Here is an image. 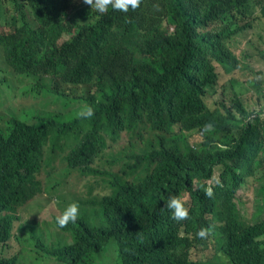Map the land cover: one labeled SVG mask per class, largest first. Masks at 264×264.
Here are the masks:
<instances>
[{
	"label": "trees",
	"instance_id": "1",
	"mask_svg": "<svg viewBox=\"0 0 264 264\" xmlns=\"http://www.w3.org/2000/svg\"><path fill=\"white\" fill-rule=\"evenodd\" d=\"M79 2L0 0V82L10 81L2 72L35 75L31 89L39 95L30 107L41 112L31 122L0 116V246L13 236L17 209L42 193L41 167L67 148L65 168L86 181L87 196L75 193L67 202L54 194L61 176L44 188L53 191L54 205L65 204L55 218L74 202L79 216L66 228L56 224L69 236L58 247L42 241L34 219L23 221L17 238L29 229L37 254L58 264H101L112 240L116 264H264V196L250 223L235 201L250 180L264 188V94L254 81L244 95L218 93L216 70L231 75L240 59L252 60L247 48L235 51L237 37L252 7L264 15V2L142 0L135 11L109 7L103 14L79 10ZM62 35L68 38L58 44ZM259 55L264 63V51ZM60 80L95 87V96L81 98L93 117L77 118ZM18 90L1 88L2 102ZM49 94L59 100L56 111ZM242 100L257 107L249 110ZM124 132L129 144L114 150ZM170 195L185 202L190 219L177 222L161 211ZM201 227L212 229L206 240L196 235ZM208 241L212 259L192 260V249ZM0 264H19L18 255L0 256Z\"/></svg>",
	"mask_w": 264,
	"mask_h": 264
},
{
	"label": "rangeland",
	"instance_id": "2",
	"mask_svg": "<svg viewBox=\"0 0 264 264\" xmlns=\"http://www.w3.org/2000/svg\"><path fill=\"white\" fill-rule=\"evenodd\" d=\"M79 1L80 2L77 6L79 10H89L88 7L90 6L84 4L83 0ZM258 9L259 7L257 5L252 7L251 10H254V12L251 16L244 20L245 23L251 24V28H247L240 36L237 37V41L239 40L240 42L239 45H236L235 49V51H240L242 47L247 48V50L253 54L252 60L240 59L237 65L239 69L231 75L223 74L220 67L216 68L219 75L218 93H220L222 88H225V92L234 91L244 95L248 92V84L254 81L259 85L258 90L264 94V65L263 58L259 55V52L264 51V41L258 38V35H260L259 30L262 28L260 24L264 21V18L260 17ZM0 31H2V29H0ZM67 38L68 36L62 35L57 40V43L60 44ZM1 77H5L10 81L5 83L0 82V89L3 88L13 90L14 84V86L19 90L5 103L2 102V97L0 96V116L3 117V119L8 120L10 115H19L17 118L20 120L31 122L33 116L41 113L40 110L30 107L34 102L32 96L37 97L39 95V92L35 89H31V87L36 85L37 77L35 75H31L28 78L18 77L12 76L8 73L5 74L3 72L1 73ZM231 79L235 80L232 87L229 86ZM43 80H46L45 77ZM60 88H63L66 94L72 95L71 87L61 86ZM20 91L27 92L28 95L21 94ZM79 92L80 91L78 89L77 93ZM49 95L51 96H49L50 103L56 111L60 107L59 100L56 99L54 95ZM225 101L227 105L230 106V99ZM242 101L249 110L253 106L257 107L256 105L248 103V100ZM77 105H79V103L74 104V106ZM175 130L177 131V129ZM147 138H149V134H143L141 138L142 142H144ZM129 141L130 137L128 134L126 132L122 133L119 141L114 146V150L125 147L129 144ZM142 142H138V144L141 145ZM66 151L67 148L56 153L50 164L48 166L43 165L41 167V171L36 175V178L41 182L42 193L36 196L32 202H28L24 206L17 209V214L19 215L20 220L14 224L12 231L13 236L7 245L5 247L0 246L1 257L8 259L17 254L19 264H58L51 257H48L41 252H38L39 254H37L33 250L31 240L29 239V236L26 235V233L30 231L29 229H26L22 234V238L19 239L17 238V235L20 236L21 234L17 231L19 225L23 221L26 220L22 223L23 226H26L30 220L32 221L34 219L38 224L36 233H40L42 241L46 245L50 247H58L61 246L63 242L69 241V236L58 230L55 222V216L62 210L65 204L63 203L60 207L54 205L51 202L52 198L49 200V193H53V191L49 190V188L47 192H43L44 188L48 186L53 179L61 176V187L56 189L54 194L58 196H66L67 202L69 200L68 197L75 193L87 196L86 181L80 179L76 172H68L65 168L63 157L66 155ZM102 166H106V164L102 165L98 162L94 164V167ZM218 173V171L215 172L213 179L209 181L210 183H213L214 180L217 179ZM263 196L264 188L260 189L259 185L252 180H250L245 187L241 188L237 192L235 201L243 221L246 223L252 222L251 217L258 211L257 206L261 205L260 200ZM213 255V241H208L206 247L195 246L191 251V259L195 261L211 260ZM98 260L101 264H116L115 245L112 240H109L107 245L104 247V250L99 255ZM212 263L226 264L224 261L217 262L216 260H212Z\"/></svg>",
	"mask_w": 264,
	"mask_h": 264
},
{
	"label": "clouds",
	"instance_id": "3",
	"mask_svg": "<svg viewBox=\"0 0 264 264\" xmlns=\"http://www.w3.org/2000/svg\"><path fill=\"white\" fill-rule=\"evenodd\" d=\"M262 1L264 2V0ZM83 3L90 6L92 10H95L101 14L106 13L109 7H111L115 11L128 13L130 10L131 11L137 10L141 5L142 0H83ZM153 7L156 11L160 10L159 4H154ZM253 12L254 10H250V12L243 17V21L246 20L249 16H251ZM258 12L260 14V17L264 18L261 7H259ZM244 24H245V29L251 28L250 23L244 22ZM260 26H262V28L261 30H259L260 35H258V38L264 41V21H262ZM60 86L71 87L72 95L66 94L63 88H61V90L63 91L66 97L67 105L78 112L77 118L90 119L91 117L94 116L93 108L87 105L81 99L85 95L95 96L96 89L94 86L81 85V84L71 85L69 83L63 82L62 80H60ZM78 89L80 91L79 93H77ZM75 103H79V105L74 106ZM242 104L246 108V105L243 102ZM247 113L248 115L245 120H249L252 116L251 112H247ZM208 127H210V125ZM216 183L219 184L220 181L217 180ZM205 195L208 198H212L214 196L213 189L211 187L207 188L205 190ZM53 203H55V201H53ZM165 209L171 212L172 219L177 222L186 221L190 219L189 209L185 206V202L177 195H170L168 197L161 211L163 212ZM78 216H79V204L74 202L68 205L63 210L62 214L56 217V224L59 228H66L70 223H75L78 219ZM211 232L212 229L210 227H201L199 231L196 233V235L200 239H207L211 235Z\"/></svg>",
	"mask_w": 264,
	"mask_h": 264
}]
</instances>
